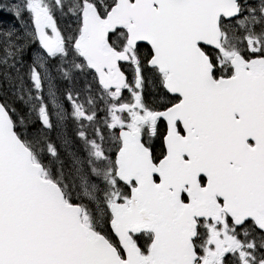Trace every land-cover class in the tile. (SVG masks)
<instances>
[{
  "label": "snow or ice",
  "instance_id": "obj_1",
  "mask_svg": "<svg viewBox=\"0 0 264 264\" xmlns=\"http://www.w3.org/2000/svg\"><path fill=\"white\" fill-rule=\"evenodd\" d=\"M0 264H264V0H0Z\"/></svg>",
  "mask_w": 264,
  "mask_h": 264
}]
</instances>
